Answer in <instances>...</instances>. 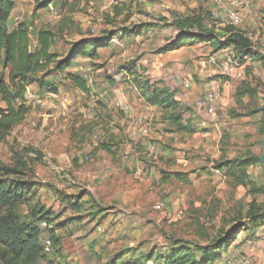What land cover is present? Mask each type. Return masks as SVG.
Returning a JSON list of instances; mask_svg holds the SVG:
<instances>
[{"label":"rangeland","instance_id":"obj_1","mask_svg":"<svg viewBox=\"0 0 264 264\" xmlns=\"http://www.w3.org/2000/svg\"><path fill=\"white\" fill-rule=\"evenodd\" d=\"M14 2L10 26L21 22L29 24L31 49L36 46L34 32L44 27L53 30V51L60 57L71 53L74 47L86 51L79 53L70 68L44 78L45 82L57 88L56 96L50 94L51 89L39 88L35 82L28 86L24 95L28 113L0 141V177L19 181L34 194L31 204L16 206V213L19 222L41 230L43 258L40 264H107L111 259L118 263L163 264L156 257L160 253H164L161 256L168 255L175 242L190 247L199 244L208 249L202 252L192 248L193 257L205 261V264H225V257L232 256L242 243L238 240L237 228L248 219L250 203L254 198L264 201V195L258 193L254 196L247 185L234 183L232 177L223 178L221 172L214 173L215 163L210 166L202 163L204 160L210 162L208 157L211 153L203 150L205 138L198 127H195V135L187 134L177 139V143L168 144L171 151L180 153L178 156L173 154L177 160L173 165H178L185 172L183 181L169 177L167 184L156 185L155 181L151 184V203L141 212L146 218L161 219L159 224L149 220L144 227L135 230V234L124 233L123 229L133 228L135 224L132 221L129 220L128 226L122 229H116V223L86 222L91 214L90 207L85 206L84 213L87 214L79 227L87 232L79 234L76 230L80 228L75 222H69L65 229L62 227L54 232L50 225L43 223L45 219L36 221L35 215L40 204L46 211L62 209L61 198L76 193L79 183L90 187L98 184V178L91 179L85 171L109 164L107 155L103 157L105 149L101 142L110 141L107 140L110 130H122L121 125L115 127L111 124L114 119L124 116L122 110L114 106L116 102L127 103L131 107L128 119H133L132 126H135L131 134L139 135L138 142H142L145 152L142 155L144 159L131 158V154L124 152L115 142L116 150H122L119 152V159L123 157L122 163L138 162L141 166L162 172L168 169V166L162 168L163 160L160 163L163 146L160 132L166 128L159 123V119L164 117L161 116L163 111L158 106L150 109L140 97L145 95L134 85L147 77L170 83L177 94L183 95L185 92L188 94L189 88L183 87L185 90H182L178 80L186 77L199 84L202 78L198 72L213 71L215 67L209 62L211 52L209 47H205V40L211 34L220 38L226 36L223 22L210 15L213 1L52 0L48 7L42 9H36L34 0ZM256 2L259 8L251 15L252 27L241 23L236 28L246 33L253 46L264 51V24H261L264 21V0ZM187 16L198 17L196 19L201 21L198 27L202 32L197 34L201 35L198 38L191 36L194 35V26L185 30L173 23ZM69 73L80 75L88 90L77 86L68 77ZM6 74L4 71V76ZM193 103H189L188 108L169 111V119L178 117L189 123L194 119ZM11 104L16 106L17 101L13 100ZM5 107L0 96V108ZM140 119L148 129L146 136L138 131ZM152 145L155 146L154 154L147 157L146 148L148 150ZM18 157L25 162V168L20 170V175L5 176L1 168L14 165ZM116 164L119 165V161ZM122 184L116 181L115 187L122 188L125 183ZM36 202L39 205L34 207ZM154 202L166 203V210H155ZM180 210L182 214H178ZM65 217L69 219V213L66 212ZM256 230L257 227L251 226L244 241L250 243L253 252L264 254V248H256L252 244L251 237ZM46 239L51 241L49 252L44 250ZM147 256H152V260H145ZM252 262L257 264L254 257Z\"/></svg>","mask_w":264,"mask_h":264},{"label":"crops","instance_id":"obj_2","mask_svg":"<svg viewBox=\"0 0 264 264\" xmlns=\"http://www.w3.org/2000/svg\"><path fill=\"white\" fill-rule=\"evenodd\" d=\"M257 8H259V3L256 2V0H250L249 6L243 11L242 23H245L244 25H248L250 28L252 27L251 15ZM261 24L263 26L264 21ZM14 27L15 26H10L9 30ZM240 31H242V29H240ZM244 34L246 35V33ZM224 39L225 37L220 38L218 36V42L215 43L210 40H205L207 44L205 47H209L211 52L208 56L209 62L214 65L213 67L215 68L213 71L198 72L197 74L202 78L199 84L194 83L189 78H182L189 82L188 94H186V92L183 95L177 94L170 83L165 81H153L145 77L150 84L158 87L165 86L174 92V98L178 101V106L175 107L174 110H180L184 107L188 108L189 103L194 101V119H191L189 123L184 119H179L177 122L173 119H167L168 117L166 116H168L169 113L158 106L163 111L161 116H164L161 117L162 119H159V123L166 127L165 130H161L160 132L163 138L160 163L162 164L163 160L164 163L162 168L168 166V169L166 168V171L162 172L160 169L157 170L144 167L143 165L141 166L138 162L134 163L133 161H129L126 165L123 164L124 162L122 163L123 157L122 160L119 159L121 156L119 152L122 150H116L117 145L115 142H118V146L124 149V152H129L131 158L144 159L142 155L143 153L145 154V152L142 142H138L139 138L137 137L139 135L131 134V130L135 127L132 126L134 125L133 119H128V116H131V107L128 105V109L126 110L118 105L117 102L114 103L116 108L122 110L121 113L124 116L119 119L116 118L111 122L115 127L121 125V132H117V129H112L108 133L109 137L107 140L110 141L101 142V147L105 149L102 151L103 157L107 155V163L109 164L102 167L97 165V167L86 169V175H89V177L91 176V179L98 178V184H96L95 187L85 186L79 183V189L76 193H70L68 196L64 195L65 198H61V202L63 203L62 209L59 211H54L52 208L47 209L51 221H43V223L47 226L50 225V230L54 231L62 227L65 229L69 222H75L78 227L80 224L82 225L81 220L84 218L85 214H87L84 213L85 206L90 207L89 215L91 214L86 218V222L95 221V223L97 222L102 225L116 223V229H122L124 226H128L126 223L129 220L132 221L135 225L132 229H123V231H125L124 233L128 232L135 234V230L144 227L148 224L149 220H151L150 223L159 224L161 219L157 221L156 219L146 218V215L141 212L145 206L147 207V205L151 203V201H149V198H151V184L153 181H155L153 183L156 185L167 184V179L169 177L183 181V173L185 172L182 171L178 165H173V161L175 163L177 161L175 160L176 157H173V154L178 156L179 151H171L168 144L174 141L177 143V139L184 135H195V127L199 128L202 137L205 138V141L202 143L203 150L211 153L208 157L210 158V162L204 160L202 163L207 166L215 163V170L212 171L217 174L221 172L222 174L220 175H222L223 178H227V167L223 165L224 162L235 158L244 159L251 157V162L245 165L244 169L247 174V180L259 191H252L250 185H247V187H249V192L253 193L254 196L258 193L264 195V151L262 144L263 132L261 131V127L263 128L264 59H260L259 56H257L260 54L264 58V51L261 48L252 46L250 52L240 54L232 43L224 42ZM230 62L243 66L244 76L242 78L238 79L233 74L226 72V66L230 64ZM244 84L247 85V88L243 87ZM178 86L182 87L179 83ZM184 88L182 90H185ZM135 89L142 91L136 86ZM212 89L217 90L218 97L215 113L210 115L203 109H199L195 105V101L199 96ZM56 93L57 92H50L53 96H56ZM252 95H255V98H252ZM140 97H142V100L145 101L150 109L157 106L148 104L145 100V96L141 95ZM258 101L261 103H257ZM257 107H261L262 111L253 112ZM169 111H172V109ZM177 123L185 125L186 128H178ZM128 138L136 141L129 142ZM237 143L240 146L237 145L235 148V144ZM241 143L243 146H241ZM108 144L113 145V147L110 148ZM250 144H253V146H250ZM231 146L235 149H230ZM146 151H148V153H146L147 157H150L149 149L147 150L146 148ZM116 161H119V165L116 164ZM182 162L185 164L187 163L184 159ZM194 164H196L195 160ZM221 164L223 166L218 167V165ZM116 181L123 183L122 186L124 183L125 185L123 187L121 186L122 188L115 187ZM253 200L258 204L264 205L263 200L259 201L257 198ZM166 207L167 205L165 203V208L162 211L166 210ZM66 212L69 213V219L65 217ZM256 219L257 221L264 219V208ZM242 222L244 223L237 236L238 240L242 243L238 245V247L242 250L243 254L251 256V259L254 257L257 264H264V254H259L256 250L253 252L252 247L249 245L250 243L244 241V238L249 234V229L252 226L251 220L246 219ZM79 228L80 230H76L79 234L87 232V230L81 227ZM258 229L259 227H257V230ZM260 229H264V222L260 225ZM257 230L254 232L253 236L251 235V241L253 243L257 241ZM120 232L122 231L120 230ZM175 245L176 244L173 246L175 247ZM160 254L164 255V253Z\"/></svg>","mask_w":264,"mask_h":264},{"label":"trees","instance_id":"obj_3","mask_svg":"<svg viewBox=\"0 0 264 264\" xmlns=\"http://www.w3.org/2000/svg\"><path fill=\"white\" fill-rule=\"evenodd\" d=\"M34 2L36 9H42L48 7L52 0H34ZM14 6V0H0V96L6 104L5 108H0V141L15 125L21 123L28 113L29 107L25 104L24 100L28 86L35 82L39 88L47 87L48 90L51 89V92H57V88L51 85V83L45 82L44 78L70 68L76 57L80 55L79 53L86 52L84 49L74 47L71 53L60 57L56 51H53L55 43L53 30L44 27H40L34 32L36 46L31 49V31L28 23H18L13 29L9 30L10 14ZM196 18L198 17L192 18V16H187L173 23L185 30H191V27L194 26V35L191 36L192 38H198L201 35L197 34H201L202 32L198 26L202 23ZM224 31L228 32L229 35L223 41L232 43L240 54L251 51L253 43L242 31L236 27H226ZM200 39L204 40V38ZM207 40L214 43L218 42V36L211 34ZM257 56L260 59H264L260 54ZM4 71H7L6 76H4ZM69 74L68 77L77 86L83 90H88L84 79L80 75ZM135 86L143 91L145 100L150 105L160 106L167 112L170 109L173 111L178 106V101L174 98V92L165 86L158 87L150 84L146 78L144 81H138ZM243 87L247 88V85L244 84ZM254 96L252 95V98H255ZM13 100L17 101L16 106L11 104ZM258 111H262V108L257 107L253 110V112ZM172 119L176 122L179 120L178 117ZM177 124L178 128H186L185 125ZM251 160V157L244 159L235 158L227 160L223 165L227 167V174L233 178L234 183L250 185L252 191H259L247 180V174L244 169L245 165L251 162ZM223 165H218V167H222ZM24 168L25 162L21 157H18L14 165L10 167L3 166L1 171H3L5 176L11 174L20 175V170ZM33 196L32 189L24 187L19 181L13 182L8 180L7 177H0V264H40V261H42L43 247L40 245L41 230L39 227H28L26 224L19 222L16 213V206L21 203L31 204L30 201L33 199ZM37 204L39 205L36 202L34 207L38 206ZM263 208V204H258L254 200L250 203L247 216L251 220L253 227H260L264 222V219L261 221H257L256 219ZM44 209L43 205L40 204L38 206L37 211H35L36 221L44 219L47 222L51 221L49 212ZM239 223L241 221H238ZM241 228L242 226H239L237 230ZM50 233L53 232L50 231ZM175 244L180 245L172 247L168 255L161 256L159 254L156 257L157 260L163 262V264H205V261L197 260L193 257L194 252L192 250L195 248L197 251L207 252L208 249L199 246V244H195V247H190L187 244L179 242H175ZM147 259L152 260V256L145 257V260ZM113 262L114 264H135L134 261L118 263L112 259L107 264H113Z\"/></svg>","mask_w":264,"mask_h":264},{"label":"built area","instance_id":"obj_4","mask_svg":"<svg viewBox=\"0 0 264 264\" xmlns=\"http://www.w3.org/2000/svg\"><path fill=\"white\" fill-rule=\"evenodd\" d=\"M213 7L210 8V15L212 18L220 19L226 27H237L242 23L243 11L249 6L250 0H212ZM50 5V4H49ZM226 36L229 35L228 32H223ZM225 36V37H226ZM226 72L233 74L236 78L240 79L244 76L243 66L230 62L226 66ZM182 87L188 88L189 82L183 79L178 80ZM218 93L216 89H212L199 96L195 105L199 109H203L207 114L213 115L215 113V106L217 101ZM123 109H128V104L123 102H117ZM139 133L146 136L148 129L142 124L141 119L139 120ZM134 132V131H132ZM155 151V146L149 148V155H153ZM154 209L157 211H162L165 208L164 202H157L154 204ZM178 214H182L180 210ZM257 241L253 244L256 248H264V229L257 230ZM51 249L50 239H46L44 242V250L49 252ZM230 257H225V264H254L252 262L251 256H247L242 253V250L237 246L236 251L231 254Z\"/></svg>","mask_w":264,"mask_h":264},{"label":"water","instance_id":"obj_5","mask_svg":"<svg viewBox=\"0 0 264 264\" xmlns=\"http://www.w3.org/2000/svg\"><path fill=\"white\" fill-rule=\"evenodd\" d=\"M263 99H264V88H263ZM262 144H263V151H264V103H263V136H262ZM264 161V155H263Z\"/></svg>","mask_w":264,"mask_h":264}]
</instances>
